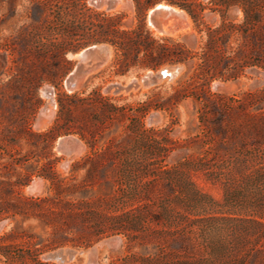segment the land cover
I'll return each mask as SVG.
<instances>
[{"label": "trees", "instance_id": "16d2710c", "mask_svg": "<svg viewBox=\"0 0 264 264\" xmlns=\"http://www.w3.org/2000/svg\"><path fill=\"white\" fill-rule=\"evenodd\" d=\"M134 1L139 8L166 1L186 10L197 26L205 8L197 0ZM210 2L223 17L239 7L244 19L239 25L223 20L220 26L209 27L201 52L170 38H156L143 21L136 27L122 28V13L79 16L68 12V18L54 13L48 25L51 46L63 60L69 50L103 42L113 47L114 63L121 74L133 66L157 70L165 64L181 63L193 68V81L170 100L193 96L202 103L199 118L203 137L193 141L203 150L197 157L185 155L169 164L173 150L189 148L190 144H169L166 136L159 137L155 129L145 128L143 117L150 104L141 106L134 115L128 114L127 107L110 105V115L116 112L117 119H130L126 136L132 143L113 138L98 149L100 130L80 128L76 133L86 139L91 151L73 163L68 176L55 170L57 159L35 166L30 162L34 156L20 155L11 147L26 139L31 146L43 145L48 150L59 134L75 133L71 119L61 115H68L69 107L77 102L85 105L89 97L62 93L58 98L61 114L47 131L35 132L24 121L15 132L7 130L0 137V219L19 215L52 229L50 242L41 247L34 234H28L29 248L23 250L22 257L50 264L38 258L46 246L53 248L69 241L89 246L122 235L130 248L139 245L144 250L143 255H126L122 264H264V87L241 97L209 90L213 80L236 79L246 67L264 72V0ZM235 31L245 40L234 55H227ZM101 100L108 105L106 99ZM38 157L37 161L42 156ZM80 169L84 175L78 179ZM197 173L222 185V200L197 185L193 180ZM34 175L49 182L50 195L21 193ZM104 189L110 191L96 194ZM215 211L221 214L206 215ZM12 247L0 245V253L13 257Z\"/></svg>", "mask_w": 264, "mask_h": 264}, {"label": "rangeland", "instance_id": "374dc122", "mask_svg": "<svg viewBox=\"0 0 264 264\" xmlns=\"http://www.w3.org/2000/svg\"><path fill=\"white\" fill-rule=\"evenodd\" d=\"M166 2V1H160ZM157 2L156 4L160 3ZM204 6L200 14L199 23L193 21L189 15V27L185 32L175 35H159L147 23L148 11L156 4L139 8L134 0H121L118 6L107 9L98 8L89 3L88 0H0V137L7 130L18 129V126L28 121L35 132L47 131L53 126L55 120L60 116L58 98L62 93L70 94L78 92L79 97H89L85 105L77 102V106H70L68 115L63 113L61 118L68 117L72 121L75 133H61L52 142L51 147L43 149V145L31 146L26 139L14 147L13 151L19 150L20 155L30 153V162L40 166L48 159H57L55 170L62 176H68L74 162L81 159L91 151V147L78 132L98 128L102 134L97 142V148L107 146L113 138L116 142L123 144L132 143L127 135L126 126L130 119L119 120L115 115H110L113 106H124L128 114H139L137 110L141 106L150 104L143 117L145 128H153L160 136H166L171 142L190 144L189 148L173 150L167 162L176 163L185 155L197 157L201 155L202 148L193 140L203 137L200 123L202 103L193 96H187L180 101L170 100L177 90L185 88L193 81V68L183 65L180 73L171 80L164 79L160 83L150 87H138L129 91L112 92L105 88L112 82L126 83L130 77L140 78L145 72L152 69L133 66L124 74L117 72L115 66V52L112 46V54L108 61L97 70L89 73L72 92L65 87V78L77 62L75 55L84 46L76 50H69L65 56L66 60L58 57L51 46L52 34L48 30L50 20L55 12H60L64 18L71 17L68 12L79 16L95 12H105L109 15L124 14L122 28L136 27L140 22L151 31L156 38H170L176 42L184 43L188 48L202 51L207 40L208 28H216L225 22L239 25L243 22L244 13L241 8H231L223 17L222 12L214 10L215 5L210 0H197ZM168 3V2H167ZM84 5H86L84 7ZM176 6V5H175ZM178 7V6H177ZM181 8V7H180ZM40 29H44L40 35ZM188 35L194 37V41L187 39ZM242 33L235 31L227 46V55H234L239 46L244 43ZM103 43V42H101ZM99 43V44H101ZM181 63L165 64L161 68ZM161 68L154 70L158 71ZM255 68L258 72H252ZM48 86L54 90L55 104L48 98L43 87ZM264 87V72L256 67H246L236 79H215L210 83L209 90L213 94H224L226 96L241 97L247 92H256ZM101 99H106V103ZM162 104V107L159 105ZM47 108V109H45ZM45 113L40 119V115ZM104 109L106 111H104ZM105 112L106 116L103 114ZM153 113L159 114L155 121L150 120ZM152 133V132H150ZM71 135L77 140V150L73 154L60 152L56 147L58 138ZM48 153V154H47ZM41 155V159L37 158ZM84 175V169L76 172L78 179ZM193 180L204 191L217 200L223 199V187L220 183H213L206 179L203 173L193 175ZM49 182L34 175L32 182L22 188L24 196H46L51 192L48 189ZM110 190H103L104 194ZM218 212L206 215H220ZM52 229L43 227L35 219L24 220L22 216L15 218L0 219V245L12 244L10 258L0 253V264H36L28 256L22 257L23 250L29 248L26 242L30 239L28 234H34L37 246L47 244L52 238ZM71 236V234H70ZM113 241V242H111ZM67 248L76 251V256L69 261L61 263L56 260L47 259L46 255L56 249ZM93 252L94 262L90 260ZM130 253L144 254L141 246L132 248L122 235L103 238L89 246L75 244L71 241L50 248L46 246L38 258L50 264H122L124 257ZM264 260V255H262Z\"/></svg>", "mask_w": 264, "mask_h": 264}, {"label": "water", "instance_id": "95a60500", "mask_svg": "<svg viewBox=\"0 0 264 264\" xmlns=\"http://www.w3.org/2000/svg\"><path fill=\"white\" fill-rule=\"evenodd\" d=\"M88 1L90 4H92L98 8H102V7H105L107 9L114 8L110 4H106V3L104 4L103 0H88ZM163 3L169 4L171 7L175 6V5L167 3V2H160V3L156 4L151 9L157 10L158 6H163ZM181 9H183V8H181ZM150 10L148 11V14H147V23L149 26H150V24H149L148 18H149ZM178 26H180V27L182 26L183 29L188 28L187 25L183 21H180L178 23ZM187 39H189L190 41H194V37L192 35H188ZM97 44H99V43L91 44V45L87 46L86 48L91 50V51H97L98 50ZM101 46H103V48H108L109 45L106 43H101ZM77 54L75 55L74 53H70L69 56H71V57L76 56L77 57ZM77 59L78 60H77L76 64L74 65V67L70 71V73L66 76L65 82H64L66 89L70 92L74 91L76 89V87L79 85V83L89 74L88 73L84 78H82L83 77L82 75H80L78 77L75 69L77 68V66L79 64L80 59L78 57H77ZM182 68H183L182 64H174V65L163 67L158 71L148 70L139 79L132 76V77H130V79L126 83L112 82L106 86L105 90L106 91H112V92H120V91H129L130 89L138 88V87H150V86H153V85L160 83L164 79H167V80L173 79L175 76H177L180 73ZM252 72H258V70L253 68ZM80 78H82V80L79 82ZM158 118H159V115L157 113H153L150 116L151 121H155ZM68 139H72L71 145H67L66 142H68L67 141ZM77 144H78L77 140L73 136L65 135L63 137L58 138V140L56 142V147L59 151L63 148H67L66 152L68 154H73L77 150V147H78ZM63 153H65V152H63ZM111 242H113V241H111ZM75 256H76L75 250L67 249V248H60V249H56L52 252H49L46 255V258L64 263L66 261L72 260ZM90 260L92 262H94L93 252L90 253Z\"/></svg>", "mask_w": 264, "mask_h": 264}, {"label": "bare ground", "instance_id": "6f19581e", "mask_svg": "<svg viewBox=\"0 0 264 264\" xmlns=\"http://www.w3.org/2000/svg\"><path fill=\"white\" fill-rule=\"evenodd\" d=\"M120 2L121 0H103L104 4H110L112 7L118 6ZM148 21L151 28H153L157 34L168 36H176L177 34L187 30L183 29L182 26H178L180 21H183L187 27H189L190 24L189 15L184 9H181L177 6L171 7L166 3H163V6H158L157 10L151 9L149 12ZM97 49V51H91L85 47L77 54V57L80 59L79 64L75 69L78 77L82 75V78H84L88 73L97 70L108 61L112 54L111 47L108 46V48H103L101 44H97ZM82 78H80L79 82L82 80ZM43 92L48 98L51 99L52 103L55 104L54 90L51 87L45 86L43 87ZM45 109L40 115V119L44 115ZM67 141V145H71L72 139H68ZM66 151L67 148L60 150V152H65L68 154Z\"/></svg>", "mask_w": 264, "mask_h": 264}]
</instances>
